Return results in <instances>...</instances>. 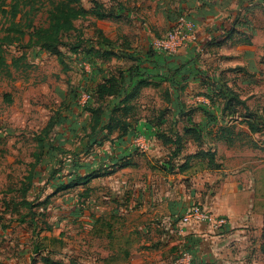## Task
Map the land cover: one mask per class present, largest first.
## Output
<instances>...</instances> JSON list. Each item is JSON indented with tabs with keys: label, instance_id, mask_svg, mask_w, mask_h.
<instances>
[{
	"label": "crops",
	"instance_id": "0c3cea01",
	"mask_svg": "<svg viewBox=\"0 0 264 264\" xmlns=\"http://www.w3.org/2000/svg\"><path fill=\"white\" fill-rule=\"evenodd\" d=\"M118 3L113 16L74 21L71 33L75 41L85 30L82 38L95 41L98 32L113 43L114 55H93L89 63L81 49L61 47L59 58L42 50L61 69L58 94L30 134L26 172L13 192L27 185L25 200L42 215L35 220L62 240L61 253L88 252L97 264H264V159H255L264 130L248 127L253 116L264 118V0ZM182 16L194 23L195 40L170 55L150 51L149 41ZM25 38L41 50L27 34L20 42ZM110 82L117 94L97 99L98 87ZM50 85L42 94L53 98ZM221 86L240 104L226 109ZM89 103L104 118L115 109L113 120L92 129ZM49 125L50 143L41 145ZM155 132L166 144L149 137L137 148L142 133ZM121 160L129 164L119 167ZM2 177L11 181L10 170ZM194 204L226 217L227 233L203 225L179 231V218Z\"/></svg>",
	"mask_w": 264,
	"mask_h": 264
},
{
	"label": "rangeland",
	"instance_id": "374dc122",
	"mask_svg": "<svg viewBox=\"0 0 264 264\" xmlns=\"http://www.w3.org/2000/svg\"><path fill=\"white\" fill-rule=\"evenodd\" d=\"M49 1L0 0V39L5 35V29L14 23L20 22L25 26L23 31L26 33L28 21L36 26L47 27ZM92 1H98L107 8L112 3L111 0H82V3L89 7ZM31 4L35 6L34 10H30ZM12 5H16L19 11L15 17L11 16ZM82 33L85 34V30ZM73 39L74 34H71L64 42H75ZM82 40L87 46H94L95 41L92 39ZM62 51L65 52V49ZM0 59V264H38L41 263L38 258L49 254L54 259L55 252L60 259H65L66 264H97L96 256L88 252H78L77 255L61 253L62 240H56L57 233L49 232L39 220L30 223V208L20 206V193L13 192L15 187L19 188V181L26 172L25 163L32 150L29 145L33 141L30 134L35 128L41 127L49 110L55 105L54 99L58 94L55 81L58 82L61 71L57 66L58 61L42 50L32 48L26 38L20 43L2 46ZM77 75L80 76L78 72ZM76 80H80V77L74 76V83ZM47 81L54 86L53 98L42 94ZM73 87L81 86L78 84ZM4 95L11 97V103L5 102ZM257 151L255 159H264V148ZM7 170H10L11 175L8 183L3 182L2 177ZM9 185L11 192L4 193Z\"/></svg>",
	"mask_w": 264,
	"mask_h": 264
},
{
	"label": "trees",
	"instance_id": "16d2710c",
	"mask_svg": "<svg viewBox=\"0 0 264 264\" xmlns=\"http://www.w3.org/2000/svg\"><path fill=\"white\" fill-rule=\"evenodd\" d=\"M92 7L89 10H85L80 3V0H54L49 1L50 8L47 11V20L48 25L47 27H35L31 22L28 21V31L27 33L23 31V28L25 26H22V24L14 23L9 26V28L5 29V35L0 39V51L2 46H9L13 45L17 42H20L23 35L27 34L29 35V43H31L34 46L39 47L41 50H44L45 52L55 55L58 58L61 56V51L59 48L65 47L67 50L71 53H77L78 50H82L87 55V59L89 60L90 57H93V55L97 56H109L114 55L115 53L113 50V43L108 42L105 40L101 35L96 32V38L97 42L95 41L94 46L89 45L88 49H85L84 47V41L82 40V36H78L75 39V42L66 41L64 42V39L67 38L71 33H76V29L74 27V21L83 19L87 16H94L98 19H104L108 16H113L115 13V10L119 8V3L115 6L116 8L111 6L110 8L105 7L102 3H99L98 1H92ZM30 10H34L35 6L30 5ZM19 11L17 10L16 5L11 6V16L15 17ZM27 21V19H26ZM14 34V35H12ZM16 34V35H15ZM94 49H97L96 52H94ZM149 50L152 51L149 47ZM153 52V51H152ZM87 60V61H88ZM90 63V60L88 61ZM0 64H2V59H0ZM221 91H223L224 95H227L229 97L228 105L226 106V109H228L229 105L234 102L235 104L239 105L240 102L237 99V95L233 94V92L229 89H227L225 86H221ZM97 93V99H102L105 96H113L117 94V90L115 88V85L113 83L103 84L100 85L96 91ZM90 96V95H89ZM77 96L75 95V98ZM7 103H10V99L7 98ZM125 100H120L118 104H123ZM91 104L85 105V108L91 113V119H92V129L96 128L100 122H106L109 124L110 121L113 120V117L111 114L115 112V109H111L109 112V117L106 116L104 118V110L100 107H91ZM107 113V112H106ZM231 113V112H230ZM108 114V113H107ZM254 119L252 122L248 124V127L251 131V133L254 132H260L264 130V118H257L256 116H253ZM117 124V123H116ZM103 127L105 125H102ZM108 126V125H107ZM117 126H120V123H118ZM108 128V127H106ZM123 131L124 127L121 128ZM51 130V125L47 126L45 130L42 132V137L38 138L37 141L42 145L45 142L50 143L49 141V133ZM141 136H144L145 138L154 137L155 139H159L164 144H166L167 140L164 135H161L159 133H149L144 134L142 133ZM211 158V157H210ZM129 163H126V161L121 160L119 161L118 166H126ZM116 166V165H114ZM111 169H105L103 171H100V176L110 174L113 172L115 167H110ZM92 177V176H90ZM88 177V178H90ZM87 179V178H85ZM20 203H18L20 206L30 208V223H33L37 220H35L36 216H41L37 214L36 212L32 211L31 204L25 200V196L27 194V185L23 184L20 189ZM41 219V218H40ZM48 230V228L46 227ZM261 252L264 254V243L261 246ZM46 264H66L59 260H54L49 257L45 259Z\"/></svg>",
	"mask_w": 264,
	"mask_h": 264
},
{
	"label": "built area",
	"instance_id": "2783aa9c",
	"mask_svg": "<svg viewBox=\"0 0 264 264\" xmlns=\"http://www.w3.org/2000/svg\"><path fill=\"white\" fill-rule=\"evenodd\" d=\"M111 4L108 6H115L119 1L111 0ZM196 27L194 23L187 20L186 17H179L178 20L172 25V27L162 36L152 38L149 41V47L152 51L157 53L173 54L183 46L193 42L195 36ZM97 42V38L95 39ZM90 99L89 94L82 95L80 101L86 104ZM145 137L141 136L135 145L138 149L146 147ZM250 214V212H249ZM193 225H203L208 227L211 231L224 235L227 233L229 227V221L226 217L214 214L211 211L206 210L199 204L190 206L179 218L178 229L179 231L185 227Z\"/></svg>",
	"mask_w": 264,
	"mask_h": 264
}]
</instances>
